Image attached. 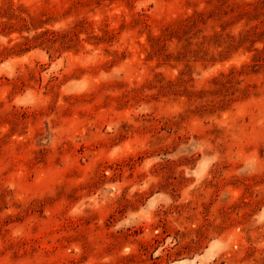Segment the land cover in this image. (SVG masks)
Segmentation results:
<instances>
[{
	"label": "rangeland",
	"instance_id": "374dc122",
	"mask_svg": "<svg viewBox=\"0 0 264 264\" xmlns=\"http://www.w3.org/2000/svg\"><path fill=\"white\" fill-rule=\"evenodd\" d=\"M263 48L262 0H0V264H264Z\"/></svg>",
	"mask_w": 264,
	"mask_h": 264
},
{
	"label": "trees",
	"instance_id": "16d2710c",
	"mask_svg": "<svg viewBox=\"0 0 264 264\" xmlns=\"http://www.w3.org/2000/svg\"><path fill=\"white\" fill-rule=\"evenodd\" d=\"M262 3L264 4V0H262ZM257 8V7H255ZM253 34H255V31H247L246 34H244V38H249L251 37ZM256 54L254 56V63L253 66H257L260 65L264 62V48L263 49H255Z\"/></svg>",
	"mask_w": 264,
	"mask_h": 264
}]
</instances>
